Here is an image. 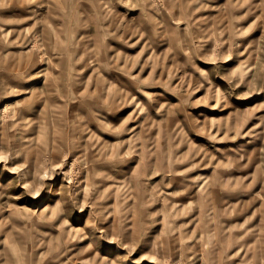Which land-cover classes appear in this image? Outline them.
<instances>
[{"label":"rangeland","instance_id":"1","mask_svg":"<svg viewBox=\"0 0 264 264\" xmlns=\"http://www.w3.org/2000/svg\"><path fill=\"white\" fill-rule=\"evenodd\" d=\"M0 120V264H264V0H0Z\"/></svg>","mask_w":264,"mask_h":264},{"label":"bare ground","instance_id":"2","mask_svg":"<svg viewBox=\"0 0 264 264\" xmlns=\"http://www.w3.org/2000/svg\"><path fill=\"white\" fill-rule=\"evenodd\" d=\"M23 54H27V51H24ZM26 56V55H25ZM28 57V56H26ZM26 89V88H25ZM23 90V89H22ZM28 92V91H26ZM20 93V92H19ZM92 97V96H91ZM14 105V104H13ZM89 106V105H88ZM5 108H10V106L6 107ZM12 114H11V119L9 120V124L11 125H22L23 127L25 126L24 125V116H25V113L27 111V108L25 109H19V108H16V109H13L11 110ZM1 121V120H0ZM8 123V122H7ZM0 126H1V122H0ZM88 131V130H87ZM63 202V201H62ZM43 203V202H42ZM56 203V202H55ZM62 208V205L61 203L58 204H54V205H50V204H44V206L42 208H40L39 210L38 209H33L31 208L30 210V213L29 211H27V209H24L22 208V211L23 212H28L29 214H32L34 213L35 216L37 217H40L41 219H45V220H48V221H53L54 219L58 218L59 217V214H60V210ZM33 215V216H34ZM12 251V249H11ZM19 255V254H18ZM15 257V256H14ZM53 257V256H51ZM11 258V257H10ZM23 259V258H22ZM13 264V263H12Z\"/></svg>","mask_w":264,"mask_h":264}]
</instances>
